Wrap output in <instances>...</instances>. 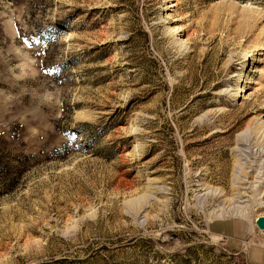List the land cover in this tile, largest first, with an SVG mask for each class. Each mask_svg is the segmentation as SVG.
I'll return each mask as SVG.
<instances>
[{
	"label": "rangeland",
	"instance_id": "374dc122",
	"mask_svg": "<svg viewBox=\"0 0 264 264\" xmlns=\"http://www.w3.org/2000/svg\"><path fill=\"white\" fill-rule=\"evenodd\" d=\"M59 2L0 0V264H264V0Z\"/></svg>",
	"mask_w": 264,
	"mask_h": 264
},
{
	"label": "trees",
	"instance_id": "16d2710c",
	"mask_svg": "<svg viewBox=\"0 0 264 264\" xmlns=\"http://www.w3.org/2000/svg\"><path fill=\"white\" fill-rule=\"evenodd\" d=\"M13 180L14 179L8 173V168L5 166L0 167V192L4 189L5 190L3 192L8 191V189H10L14 184Z\"/></svg>",
	"mask_w": 264,
	"mask_h": 264
},
{
	"label": "bare ground",
	"instance_id": "6f19581e",
	"mask_svg": "<svg viewBox=\"0 0 264 264\" xmlns=\"http://www.w3.org/2000/svg\"><path fill=\"white\" fill-rule=\"evenodd\" d=\"M60 2H59V5L58 6H62V5H66L67 3H68V0H59ZM174 28H171L170 30H171V32L172 33H179L180 31H181V28L179 27V26H173ZM226 210V209H225ZM244 210V209H243ZM216 211V210H215ZM218 211V210H217ZM216 211V212H217ZM219 212V211H218ZM225 212V211H224ZM239 213H241V211L239 212ZM240 218H244L243 216V214H237ZM236 215V216H237ZM223 212L222 213H220V214H215V215H213L211 218L212 219H216V220H222V218H223ZM225 216H227V215H225ZM232 216V215H231ZM225 218V217H224ZM259 218V217H258ZM257 219V218H256ZM256 219H255V221H256ZM255 221H254V224H255ZM256 226V225H255ZM260 230V229H259ZM260 231H264V230H260Z\"/></svg>",
	"mask_w": 264,
	"mask_h": 264
},
{
	"label": "water",
	"instance_id": "95a60500",
	"mask_svg": "<svg viewBox=\"0 0 264 264\" xmlns=\"http://www.w3.org/2000/svg\"><path fill=\"white\" fill-rule=\"evenodd\" d=\"M255 225L258 229L264 230V217H259L255 221Z\"/></svg>",
	"mask_w": 264,
	"mask_h": 264
},
{
	"label": "crops",
	"instance_id": "0c3cea01",
	"mask_svg": "<svg viewBox=\"0 0 264 264\" xmlns=\"http://www.w3.org/2000/svg\"><path fill=\"white\" fill-rule=\"evenodd\" d=\"M261 246V245H260ZM262 247V246H261ZM255 248H257L258 249V247H255ZM247 252H248V250H247ZM255 262H252V264H260L261 263V260L260 261H256V260H254Z\"/></svg>",
	"mask_w": 264,
	"mask_h": 264
}]
</instances>
